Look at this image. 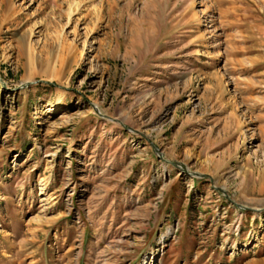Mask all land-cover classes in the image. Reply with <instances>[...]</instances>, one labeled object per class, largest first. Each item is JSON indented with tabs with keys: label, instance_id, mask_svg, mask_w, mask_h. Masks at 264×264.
I'll use <instances>...</instances> for the list:
<instances>
[{
	"label": "rangeland",
	"instance_id": "rangeland-1",
	"mask_svg": "<svg viewBox=\"0 0 264 264\" xmlns=\"http://www.w3.org/2000/svg\"><path fill=\"white\" fill-rule=\"evenodd\" d=\"M0 264H264V0H0Z\"/></svg>",
	"mask_w": 264,
	"mask_h": 264
}]
</instances>
